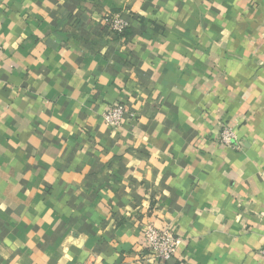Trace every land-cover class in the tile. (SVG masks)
Here are the masks:
<instances>
[{
	"label": "crops",
	"instance_id": "crops-1",
	"mask_svg": "<svg viewBox=\"0 0 264 264\" xmlns=\"http://www.w3.org/2000/svg\"><path fill=\"white\" fill-rule=\"evenodd\" d=\"M115 105L136 117L107 126ZM148 225L183 241L169 262ZM263 247L264 0H0V264H264Z\"/></svg>",
	"mask_w": 264,
	"mask_h": 264
},
{
	"label": "built area",
	"instance_id": "built-area-1",
	"mask_svg": "<svg viewBox=\"0 0 264 264\" xmlns=\"http://www.w3.org/2000/svg\"><path fill=\"white\" fill-rule=\"evenodd\" d=\"M104 27L110 32L121 34L128 28L127 22L120 14H108L104 18ZM126 116L131 118L136 117L134 113H129L124 105H115L110 107L104 114L103 119L107 126L112 128H120ZM223 146L233 148L236 143L239 145L237 133L235 129L221 123V132L219 136ZM143 247L148 252L149 256L159 263H167L178 253L183 241L176 236V233L170 227L157 229L154 226L148 225L144 230ZM264 256V247L262 249Z\"/></svg>",
	"mask_w": 264,
	"mask_h": 264
},
{
	"label": "trees",
	"instance_id": "trees-1",
	"mask_svg": "<svg viewBox=\"0 0 264 264\" xmlns=\"http://www.w3.org/2000/svg\"><path fill=\"white\" fill-rule=\"evenodd\" d=\"M108 30V29H107ZM129 28L125 29V31L121 34H116V36H118L119 38H125L127 39V37L129 36Z\"/></svg>",
	"mask_w": 264,
	"mask_h": 264
}]
</instances>
